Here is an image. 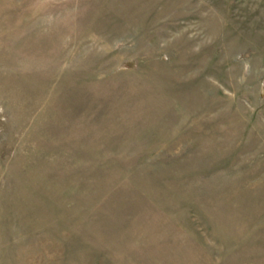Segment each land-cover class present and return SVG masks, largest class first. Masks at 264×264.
<instances>
[{"label": "rangeland", "instance_id": "rangeland-1", "mask_svg": "<svg viewBox=\"0 0 264 264\" xmlns=\"http://www.w3.org/2000/svg\"><path fill=\"white\" fill-rule=\"evenodd\" d=\"M0 264H264V0H0Z\"/></svg>", "mask_w": 264, "mask_h": 264}]
</instances>
